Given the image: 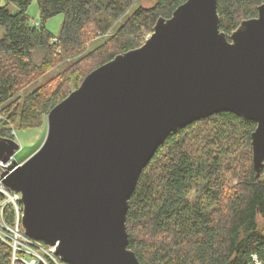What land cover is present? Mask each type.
Returning <instances> with one entry per match:
<instances>
[{
    "label": "water",
    "instance_id": "95a60500",
    "mask_svg": "<svg viewBox=\"0 0 264 264\" xmlns=\"http://www.w3.org/2000/svg\"><path fill=\"white\" fill-rule=\"evenodd\" d=\"M216 0H185L144 44L91 71L46 116L40 147L2 174L21 194V229L63 264H140L126 214L142 170L171 134L219 113L256 124L264 167V4L229 36ZM20 149L0 138V161Z\"/></svg>",
    "mask_w": 264,
    "mask_h": 264
},
{
    "label": "trees",
    "instance_id": "16d2710c",
    "mask_svg": "<svg viewBox=\"0 0 264 264\" xmlns=\"http://www.w3.org/2000/svg\"><path fill=\"white\" fill-rule=\"evenodd\" d=\"M32 1L38 6L36 24L30 23L26 10ZM134 2L7 0L0 5V138L14 139L11 132L16 130L40 129L50 110L91 71L141 47L156 21L169 19L185 0H155L149 8L130 11ZM216 2L219 30L227 39L264 4ZM9 3L15 13L7 10ZM56 15L63 22L54 36L44 23ZM67 62L52 76L49 90L36 89L19 105L12 100L17 96L20 101L22 88ZM255 128L254 122L225 112L163 141L142 170L126 210L128 249L140 264H264V167L256 175L252 166L250 137ZM0 222L14 227L11 205L3 208ZM16 255L28 258L23 252ZM43 259L55 264L48 256ZM11 263L12 248L0 240V264ZM58 263L63 264L59 258Z\"/></svg>",
    "mask_w": 264,
    "mask_h": 264
},
{
    "label": "rangeland",
    "instance_id": "374dc122",
    "mask_svg": "<svg viewBox=\"0 0 264 264\" xmlns=\"http://www.w3.org/2000/svg\"><path fill=\"white\" fill-rule=\"evenodd\" d=\"M155 0H135L134 4L130 8V11H132L135 8L138 7H145L149 8L154 4ZM0 5H7V0H0ZM7 10L11 13L16 12V7L13 4H8ZM27 10V15L30 18L31 24H36L40 22L39 19V13H38V6L36 1H32ZM63 22V16L62 15H56L50 19H48L44 25L47 31L51 33L54 36H57L61 31V26ZM2 30H0V33ZM89 48V47H88ZM84 50V53L88 50ZM82 53V55L84 54ZM81 55V56H82ZM68 62L66 64H62L49 72H46L44 75L39 77V79H36L32 81L30 84H28L25 89L22 88L20 92L18 93V97L20 101H18L17 96H15L12 100L16 102L17 105L21 103V100L28 96L32 91L41 88V90H49V86L51 85V78L52 76H55L60 71H63V69L67 66ZM52 88V86H51ZM15 142L18 143L20 149L11 156L12 162H17L18 164L25 161L28 157H30L43 143L45 135H46V122L43 124L42 127L31 129V130H25V131H18L15 132ZM1 174V172H0ZM1 176V175H0ZM29 251V250H27ZM41 256V255H40Z\"/></svg>",
    "mask_w": 264,
    "mask_h": 264
},
{
    "label": "built area",
    "instance_id": "2783aa9c",
    "mask_svg": "<svg viewBox=\"0 0 264 264\" xmlns=\"http://www.w3.org/2000/svg\"><path fill=\"white\" fill-rule=\"evenodd\" d=\"M11 135L16 137L15 131L11 132ZM11 163L8 166L1 165L2 171L7 170L11 167ZM0 194L5 197V201L0 205V212L6 204L12 205L15 212V225L13 228L7 227L3 222H0V240L2 242L9 243V245L13 249L12 254V263L15 264L16 261L21 262L23 264H36L37 261L42 262L43 264H47V262L41 258V254H44L50 257L55 264L58 263V258L54 254L53 248H46L39 242H36L29 237H27L22 231L18 228L21 226V216H22V208L19 205L20 195L8 187L3 186L0 183ZM29 250V251H27ZM23 252L28 258H22L15 254V252ZM57 258V259H56ZM259 264V263H257Z\"/></svg>",
    "mask_w": 264,
    "mask_h": 264
},
{
    "label": "bare ground",
    "instance_id": "6f19581e",
    "mask_svg": "<svg viewBox=\"0 0 264 264\" xmlns=\"http://www.w3.org/2000/svg\"><path fill=\"white\" fill-rule=\"evenodd\" d=\"M11 139V138H10ZM13 140V139H12ZM13 156V155H12ZM11 157L9 158V160L6 162V163H3L2 161H0V166L1 165H5V166H8L9 165V163H11L12 165H11V167L10 168H8L7 170H5V171H2V169H1V167H0V172H1V176H0V183L3 185V186H5L3 183H2V177H3V175L2 174H5L6 172H8L9 170H12L16 165H18V163L17 162H12L11 160ZM21 164V163H20ZM5 187H7V186H5ZM9 188V187H8ZM10 189V188H9ZM12 190V189H11ZM13 191V190H12ZM14 192H16V191H14ZM16 193H18L19 195H20V199H21V194L19 193V192H16ZM2 195V194H1ZM3 196V195H2ZM20 199H19V205L21 206V208H22V213H23V207H22V204L20 203ZM3 201H5V197L3 196ZM3 201H2V203H3ZM1 203V204H2ZM0 204V205H1ZM6 205H10V204H6ZM5 205V206H6ZM4 206V207H5ZM12 206V205H11ZM13 208V207H12ZM3 210V209H2ZM14 210V209H13ZM1 213V212H0ZM15 213V212H14ZM22 217V216H21ZM21 227V226H20ZM21 229V228H20ZM3 243H6V242H3ZM48 246H46V248H47ZM12 248V247H11ZM48 248H51V247H48ZM17 252V251H16ZM16 252H15V254H16ZM12 254H13V249H12ZM43 256H46V255H44V254H41V258H43ZM57 257V256H56ZM23 258V257H22ZM57 258H59V257H57ZM60 260V259H59Z\"/></svg>",
    "mask_w": 264,
    "mask_h": 264
}]
</instances>
